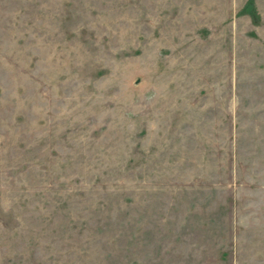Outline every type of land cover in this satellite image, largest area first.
<instances>
[{
  "label": "rangeland",
  "instance_id": "rangeland-1",
  "mask_svg": "<svg viewBox=\"0 0 264 264\" xmlns=\"http://www.w3.org/2000/svg\"><path fill=\"white\" fill-rule=\"evenodd\" d=\"M0 264H264V0H0Z\"/></svg>",
  "mask_w": 264,
  "mask_h": 264
}]
</instances>
